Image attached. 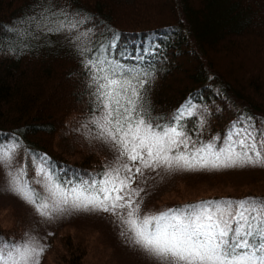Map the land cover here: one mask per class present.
Listing matches in <instances>:
<instances>
[{
	"label": "snow or ice",
	"instance_id": "6c2138e0",
	"mask_svg": "<svg viewBox=\"0 0 264 264\" xmlns=\"http://www.w3.org/2000/svg\"><path fill=\"white\" fill-rule=\"evenodd\" d=\"M37 3L39 11L18 34L21 44L32 48L31 41L41 36L69 34L92 112L84 126L91 125L94 138L110 145L117 155L103 171L82 173L58 168L46 154L32 152L19 136L9 134L7 142H0V169L9 190L43 220L71 212L109 213L120 235L158 264H264V197L202 200L141 215L138 198L144 189L133 187L146 170L264 167V128L256 126L254 117L241 114L223 137L193 140L185 121L196 116L200 106L191 97L166 121L153 116L147 105L156 67L146 57L154 56L159 45L150 43L135 63H123L112 54L118 32L107 29L110 36L104 40L85 43L92 30L79 29L91 16L67 12L53 0ZM204 122L201 118V126ZM20 149L25 160L17 166ZM29 158L35 179L28 176ZM46 250V244L28 233L19 240L0 236V264H41Z\"/></svg>",
	"mask_w": 264,
	"mask_h": 264
},
{
	"label": "trees",
	"instance_id": "16d2710c",
	"mask_svg": "<svg viewBox=\"0 0 264 264\" xmlns=\"http://www.w3.org/2000/svg\"><path fill=\"white\" fill-rule=\"evenodd\" d=\"M53 3L67 12L91 16L79 29L92 30L85 43L94 45L104 40L110 36L107 29L118 32L120 37L112 54L123 63H135L134 58L143 55L150 43L160 46L154 56L146 57L156 67L147 91V105L153 116L166 121L191 97L200 110L207 109L200 118L210 127L209 140L212 132L214 137H223L241 114L254 117L258 128L264 124V0ZM37 11V0H0V142H7L9 134H15L28 149L46 154L58 168L82 173L103 171L115 163L117 153L110 145L104 143L107 152L102 146L75 147L71 155L75 157L56 147L61 134L93 129L84 126L92 112L80 58L69 34L41 36L31 41L32 48L21 44L18 34L29 27L28 19ZM13 48L17 51H10ZM199 112L185 121L186 131L192 128ZM223 172L200 170L187 174L206 177ZM169 178L170 190L182 192V196L163 209L202 200L264 197V190L250 188L214 193L201 190L204 193L191 195L199 185L189 188L188 179L179 176L177 170L170 171ZM145 179L137 177L136 181ZM141 194V215L163 210L155 209L153 203L160 194L167 195L166 190L150 196ZM183 196L186 198L181 199ZM0 236L15 237L3 228ZM110 249L115 256L123 254L117 248ZM81 256L73 251L65 264H82Z\"/></svg>",
	"mask_w": 264,
	"mask_h": 264
},
{
	"label": "rangeland",
	"instance_id": "374dc122",
	"mask_svg": "<svg viewBox=\"0 0 264 264\" xmlns=\"http://www.w3.org/2000/svg\"><path fill=\"white\" fill-rule=\"evenodd\" d=\"M203 112L204 110H200L192 128L186 132L193 140L207 142L210 127L204 119L203 126L200 124ZM259 128H264V124H261ZM94 132L95 130L91 128L80 131L78 134L71 130L67 134L58 136L56 147L70 157H75L71 156L75 153V147L81 148L82 146L90 148L102 146L107 152L104 142L94 138ZM214 135L215 132H212L211 139ZM24 160V152L20 149L15 164L19 166L24 163ZM27 165L29 178L35 179V171L31 166L30 158ZM177 172L179 176L188 179L189 188L199 185L196 186L199 189L189 193L191 195L204 193L201 190H205L206 193L227 192L243 188L264 190V167L227 168L223 173L211 174L206 177H201L198 174L189 175L187 171L182 170H177ZM145 173L144 181L135 182L136 187L144 189L141 192V197L144 194H146L145 196L147 194L154 195L161 190L168 192L167 195L160 194L155 197L153 203L155 209L165 207L182 196V192L170 190V171L159 169L152 172L146 170ZM33 186L37 190H41L39 185L34 184ZM180 198L184 199L186 196ZM181 199L179 201H182ZM0 228L8 230L15 236V240L23 238L28 233L46 244L47 250L41 258V264H65L71 258L70 255L73 251L82 254V264H158L155 259L131 245L120 235L121 230L115 217L109 213L71 212L54 220L41 219L29 204L9 190L3 169H0ZM108 240H111V243H108ZM74 247L77 249L75 250ZM111 247L117 248L120 254L121 252L123 254L115 256ZM121 257L126 258V261L121 260Z\"/></svg>",
	"mask_w": 264,
	"mask_h": 264
}]
</instances>
